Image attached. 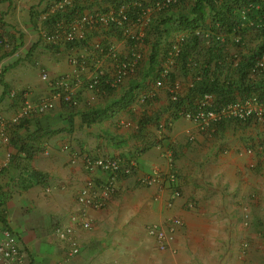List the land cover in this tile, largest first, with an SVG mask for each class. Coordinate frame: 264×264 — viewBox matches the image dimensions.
I'll use <instances>...</instances> for the list:
<instances>
[{
	"label": "crops",
	"instance_id": "0c3cea01",
	"mask_svg": "<svg viewBox=\"0 0 264 264\" xmlns=\"http://www.w3.org/2000/svg\"><path fill=\"white\" fill-rule=\"evenodd\" d=\"M56 1L0 0V26L12 46L10 51L0 47V122L11 119L25 101L54 103L46 114H33L24 125L13 126L8 144L0 145V164L10 156L0 171V226L18 237L23 254L18 264H55L67 256L69 246L54 230L73 225L71 214L79 209L76 196L87 178L86 155L134 162L141 176L175 174L179 196L172 197L167 184L146 187L134 175L123 177L106 207L88 210L92 227L74 226L79 252L68 264H264L261 156L239 152L241 140L232 136L238 130L231 138L207 140L196 123L174 118L167 89L144 85L148 77L143 74L134 94L128 77L113 91L80 88L75 105L55 97L56 80L72 72L71 58L89 52L104 37H93L86 49L46 45L39 35L43 26L38 13ZM109 41L122 54L124 42ZM94 69L88 67L81 78L88 79ZM172 71L185 95L191 77ZM43 72L47 80L41 78ZM141 94L147 101L139 100ZM105 108L98 119L83 120L88 110ZM24 146L35 150L28 158L19 151ZM30 178L34 183L22 188ZM171 217L183 224L175 252L160 251L146 227Z\"/></svg>",
	"mask_w": 264,
	"mask_h": 264
},
{
	"label": "built area",
	"instance_id": "2783aa9c",
	"mask_svg": "<svg viewBox=\"0 0 264 264\" xmlns=\"http://www.w3.org/2000/svg\"><path fill=\"white\" fill-rule=\"evenodd\" d=\"M74 0H61L55 4L56 8H61L65 5H72ZM79 1V0H75ZM178 0H163L158 7L166 6L169 3H176ZM155 8L148 7L146 13L138 19L137 22H132L130 25H123L127 22L125 14L126 5L123 4L117 14L111 9L109 3L97 5V8L87 10L79 15L72 22L66 26L64 21L59 22L53 29L48 30L41 27L39 35L41 40L46 45H59L66 42L78 41L80 46L88 48L90 39L87 36V30L93 29L92 27L100 26L106 27L109 23L114 22L122 29L125 44L128 40L135 41L130 50L122 55L118 51L115 43L110 42L112 36L107 33L104 34L103 41L92 45V50L84 52L80 56L71 58L73 65L70 74L59 77L55 84L57 86L55 97L61 99L64 103L75 105L78 102L77 92L86 90L90 92H99L102 84V78L107 76L111 81V86L114 89L118 88L123 82L131 76L134 68L138 62L143 60V54L139 51L144 37L145 30L152 19V14ZM41 20L45 16L40 17ZM105 28V29H106ZM107 30V29H106ZM106 39V41H104ZM92 42V41H91ZM176 42L173 41V44ZM178 42V41H177ZM177 42L168 53V58L162 67V76H166L171 72L174 58L179 52ZM0 47L4 50L10 51L12 46L9 39L5 36L2 27L0 26ZM126 48V50H128ZM130 52V53H129ZM127 55V56H126ZM264 66V56L257 62L256 67ZM90 67H94L92 76L88 79H82L81 74ZM43 80H47L48 74L43 72L41 75ZM166 85L170 92V100H179L181 94V83L175 80L171 85L167 81H157L156 86L162 87ZM14 93H11L13 96ZM142 95H139V100L144 101ZM214 96L206 94L198 104L195 110H189L184 106H180L171 110L172 114L178 117L185 118L189 121L196 123L199 131L202 133H215L218 131L222 122L228 123L232 120L245 121L250 119L251 123L264 124V99L260 101L256 96L246 99H237L232 103L217 107L214 104ZM54 103L52 101H41L36 104L26 102L23 106L19 107L16 114L9 120H2L0 122V145L8 144L10 141L9 130L19 124L21 119L29 118L33 114L43 115L53 110ZM250 123V124H251ZM163 124L160 127L163 128ZM264 154V145L259 147ZM67 149V146L64 147ZM10 156H7L5 161L0 164V171L9 163ZM120 158L110 156L92 157L89 155L84 156L83 165L87 173V178L81 186L76 201L79 209L76 213L71 214V221L73 225L57 226L54 234L61 242L68 244L69 250L64 259L57 261L55 264H68V258L79 252L78 241L75 237V228L81 227L83 229H90L92 227V220L88 214L89 209L101 210L108 204L111 195L116 189V185L120 179L126 176H136L137 181L143 186H153L156 184H167L172 192V197L179 196V190L175 189L178 182L175 174H161L155 172L151 175H137L136 165L134 162L125 164ZM101 174L100 177H97ZM183 226L182 221L178 217H171L165 219L161 224H150L146 227L148 236L153 238L156 246L160 251L175 252L174 242L179 230ZM243 252L247 250L248 244L242 246ZM22 250L18 241L17 235L6 225L0 226V264H18L22 260Z\"/></svg>",
	"mask_w": 264,
	"mask_h": 264
},
{
	"label": "trees",
	"instance_id": "16d2710c",
	"mask_svg": "<svg viewBox=\"0 0 264 264\" xmlns=\"http://www.w3.org/2000/svg\"><path fill=\"white\" fill-rule=\"evenodd\" d=\"M162 2L163 0H89V4L85 6L74 0L72 5H65L50 12L42 25L50 30L64 21L68 26L86 10H92L95 5L109 3L115 14L123 4L126 5L127 22L123 25L128 26L132 22H137L142 14L146 13L147 8L153 6L154 16L142 38V43L150 48L146 61L148 66L145 72L142 69V74L146 77L153 72L161 52L162 64L157 68L156 79L172 85L176 79L172 70H180L186 77L190 73L192 77V85L186 94L180 95L179 100H169L170 110L180 106L195 110L206 94L214 96V104L217 107L252 96H256L260 101L264 99V66L256 67L257 62L264 56V0H178L174 4L158 7ZM92 28L87 30L88 37H96L103 30L113 38L124 39L121 27L114 22L109 23L107 28L100 26ZM250 36L255 37L256 44L249 45ZM175 40L178 41L179 52L174 58L171 72L162 76V67L169 51L176 43L173 44ZM134 43L135 41L128 40L126 48L132 47ZM64 44L66 48L80 45L78 41ZM229 46L238 48L239 52L236 55L231 54ZM145 59L139 63L142 65ZM130 83L131 92L138 85L134 81ZM99 88L102 92L114 89L107 76L102 78ZM107 109H90L83 114V120L85 122L96 120L104 115ZM173 117L178 118L175 113ZM25 122L27 119L23 118L19 125H24ZM228 122L250 125L252 121L247 119ZM224 125L225 122H222L220 127ZM19 151L28 158L35 150H29L24 146L20 147ZM32 175L42 176L40 173ZM33 183L34 180L30 178L27 184H22V188Z\"/></svg>",
	"mask_w": 264,
	"mask_h": 264
},
{
	"label": "rangeland",
	"instance_id": "374dc122",
	"mask_svg": "<svg viewBox=\"0 0 264 264\" xmlns=\"http://www.w3.org/2000/svg\"><path fill=\"white\" fill-rule=\"evenodd\" d=\"M79 2L85 6L89 4V0H79ZM92 2L95 3L94 1H92ZM94 8H97V5H95ZM153 16H154V14H152V18H153ZM100 33H102V32H100ZM100 33H98L97 36H100ZM89 34H90V32H89ZM89 38L93 39V36H91ZM255 40H256L255 37L250 36V38L248 40L249 45L256 44ZM118 51H120V49H118ZM125 51H126V47L123 48L122 55L126 54ZM139 51L143 54V58H146V59L142 65H140V63L138 62L137 66L134 68V70L132 72V74H133L132 77H134V78H139V76L142 74V69H144V72H145L146 68L148 66L146 64L147 63L146 61H147V56H149V54H150L149 46H146V45L141 46L139 48ZM229 51L233 55H236L239 52L238 48H236L234 46H229ZM160 57H161V52L159 53V62L157 63L154 71L151 72V76H152L151 81H153V82L156 81V79H155V74L157 72L156 70H157V68H159L161 66L160 64H162V58L160 59ZM140 66H142V68H140ZM182 75H181V78H182ZM181 80H184V79H181ZM185 80H187V79L185 78ZM232 123H233L232 124L233 126L228 125V124H230V122H228L224 125V127H219L218 131L213 133V134L212 133H202L201 131L198 130L197 127L196 128L198 130V133H200L202 135V137L206 138L207 140H209L210 138H213V137L222 139V136H224L225 139H227L228 136H230L228 138H231L232 136L237 135V138H239L241 140V143L239 146H240V149H242V151H239V152L245 153L246 156L249 155L253 158H258V156L260 155L261 158H259V160L261 161V159H262V161H264V154L262 153L261 149L259 148L260 146L263 147V145H264V124L263 123H251L250 125H242V124L239 125V124H236L234 122H232ZM226 126H227V128H226ZM222 129L224 130V135L220 136L219 132ZM236 130H238V133L233 134L231 136L232 131L235 132ZM251 168H253V167H251Z\"/></svg>",
	"mask_w": 264,
	"mask_h": 264
},
{
	"label": "clouds",
	"instance_id": "9594fccd",
	"mask_svg": "<svg viewBox=\"0 0 264 264\" xmlns=\"http://www.w3.org/2000/svg\"><path fill=\"white\" fill-rule=\"evenodd\" d=\"M61 0H57V2H55L54 4H53V7L52 8H50L48 11H41V12H39L38 14H40L41 16L42 15H44L45 16V18H46V16L50 13V12H53L54 10H56V9H58V8H56V6H55V4H57L58 2H60ZM45 20V19H44ZM44 20H42V22L44 21ZM43 26V25H42ZM113 38V37H112ZM113 39H116V38H113ZM91 40H93V39H90V41ZM116 41H120V40H118V39H116ZM115 41V42H116ZM117 43V42H116ZM125 44V43H124ZM126 45V44H125ZM145 46V45H144ZM126 47V46H125ZM154 71V70H153ZM157 71V70H156ZM189 76H190V73L188 74ZM133 76V74H131V76H129L130 78H131V81H134V82H137V83H140V81H138V78H134V77H132ZM147 76V75H146ZM149 76H151V74L150 75H148L147 77V79H146V82L144 83V85L145 84H147L148 82H150V83H152L155 87H157L156 86V82L157 81H161V80H158V79H156V81L155 82H153V81H151V79L152 78H149ZM191 77V76H190ZM192 78V77H191ZM176 80V79H175ZM163 82V81H162ZM137 83H136V85H137ZM192 85V79H191V82H190V85H189V87ZM162 87H164V88H166L167 89V91H168V96H169V100H170V92H169V90H168V88H167V86L164 84ZM189 87H187V89L189 88ZM157 88H161V87H157ZM135 89V90H134ZM133 89V92H132V94H134V91H136L137 89H138V87H136V88H134ZM182 94V93H181ZM142 95V94H141ZM143 96V95H142ZM144 101H147L146 100V97L144 98ZM178 118H180V117H178ZM20 123V122H19ZM159 128L161 129V127L159 126ZM163 128H164V126H163ZM162 128V129H163ZM167 150L171 153V149L168 147L167 148ZM158 173H160V172H158ZM162 174V173H161ZM167 174H169V173H167ZM170 174H172V173H170ZM164 175V174H163ZM162 185H165V184H162ZM147 187V186H146Z\"/></svg>",
	"mask_w": 264,
	"mask_h": 264
}]
</instances>
